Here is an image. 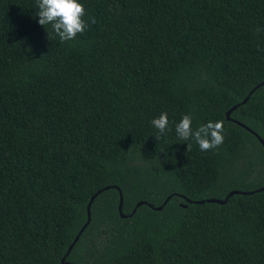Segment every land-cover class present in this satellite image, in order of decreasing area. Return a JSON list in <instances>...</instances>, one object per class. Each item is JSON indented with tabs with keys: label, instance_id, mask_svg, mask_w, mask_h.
I'll return each instance as SVG.
<instances>
[{
	"label": "trees",
	"instance_id": "16d2710c",
	"mask_svg": "<svg viewBox=\"0 0 264 264\" xmlns=\"http://www.w3.org/2000/svg\"><path fill=\"white\" fill-rule=\"evenodd\" d=\"M80 2L60 42L0 0V264H61L97 191L68 263L264 264V0ZM185 113L223 142L178 139Z\"/></svg>",
	"mask_w": 264,
	"mask_h": 264
},
{
	"label": "clouds",
	"instance_id": "9594fccd",
	"mask_svg": "<svg viewBox=\"0 0 264 264\" xmlns=\"http://www.w3.org/2000/svg\"><path fill=\"white\" fill-rule=\"evenodd\" d=\"M34 6L35 17H38L36 22L44 28L49 26L60 42L71 41L87 27L82 19L85 8L80 0H34ZM89 20L95 22L93 17H89ZM150 123L156 130L157 139L160 138L168 130L167 113L161 112ZM174 131L180 140H193L202 152L218 147L224 139L222 122L209 120L194 128L192 116L188 113L183 114L175 123Z\"/></svg>",
	"mask_w": 264,
	"mask_h": 264
},
{
	"label": "water",
	"instance_id": "95a60500",
	"mask_svg": "<svg viewBox=\"0 0 264 264\" xmlns=\"http://www.w3.org/2000/svg\"><path fill=\"white\" fill-rule=\"evenodd\" d=\"M263 84H264V82H262L261 84H259V85L256 86L255 88H257V87H259L260 85H263ZM255 88H254V89H255ZM254 89L250 91V93L248 94V96L246 97V99L243 101V103H245V102L248 100L249 96L253 93ZM235 108H236V107L231 108V109L226 113V118H227V119L229 118V114H230V112H231L232 110H234ZM239 125H241V124H239ZM241 126H242V125H241ZM258 140H259V142L264 146V142H263L260 138H258ZM263 190H264V187H262V188L256 190V192H258V191H263ZM100 193H101V191H97L94 195H92V196L90 197V200H89V202H88V204H87V221H86V223L83 225V227L81 228V230L79 231V233L77 234V236L75 237V239H74V241L72 242V244L68 247V249H67L65 255L63 256V258H62L61 261H60L61 264H72V263H68V262H66L65 259H66V257L69 255L70 251L72 250L73 246H74L75 243L77 242V240H78L79 236L81 235V233L84 231V229H85V228L87 227V225L89 224V222H90V208H91V204H92L94 198H95L97 195H99ZM239 193H240L239 191H232V192H230V193L225 197L224 200H219V199H209V200H207L206 202H207V203L209 202V203L224 204V203H226V201L228 200V198L232 197V196L235 195V194H239ZM241 193H242V194H246V193H244V192H241ZM252 193H253V192H250V194H252ZM168 199H169V198H168ZM168 199H167V200H168ZM167 200H166V201H167ZM188 201H189V200H188ZM165 203H166V202H165ZM165 203H164V204H165ZM200 203H203V202L200 201ZM140 205H142V204H141V203H138V204L136 205L135 209H133V211H132V214H134L136 208L139 207ZM121 207H122V194H121V192H120V203H119V206H118V210H119L120 216H121V217H125V216L122 214V212H121ZM151 207H152V206H151ZM160 209H162V206H161L160 208H157V210H160ZM132 214H131V215H132Z\"/></svg>",
	"mask_w": 264,
	"mask_h": 264
}]
</instances>
